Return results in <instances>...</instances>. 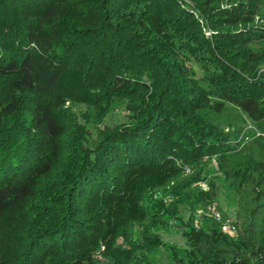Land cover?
Returning <instances> with one entry per match:
<instances>
[{"label":"trees","instance_id":"16d2710c","mask_svg":"<svg viewBox=\"0 0 264 264\" xmlns=\"http://www.w3.org/2000/svg\"><path fill=\"white\" fill-rule=\"evenodd\" d=\"M261 13L259 0H0V264H95L102 244L109 264H149L176 219L187 251L203 246L191 264H264V161L234 157L243 143L213 119L230 104L264 133ZM117 103L124 120L108 125ZM211 157L237 194L236 240L181 215L207 197L192 186Z\"/></svg>","mask_w":264,"mask_h":264},{"label":"rangeland","instance_id":"374dc122","mask_svg":"<svg viewBox=\"0 0 264 264\" xmlns=\"http://www.w3.org/2000/svg\"><path fill=\"white\" fill-rule=\"evenodd\" d=\"M261 15L264 17V0H259ZM210 35V33H208ZM255 51H262L264 49V40L261 43H255L252 45ZM188 65L195 70L196 76L201 75V71L197 63L194 60H190ZM66 108L71 107L75 112L81 113L85 110L83 107L71 105L66 103ZM123 103H117L115 109L111 115L106 118L108 125L124 120L123 117ZM92 120H96V114L89 110ZM245 119V123L242 120ZM215 122L222 125L226 131L231 132L234 136H239L237 140H241L242 144L237 150L233 152V156L236 158L254 156L258 161H264V139L261 136L255 135V132L261 130L257 125L253 124L247 117L243 116V113L227 104L221 113L213 116ZM239 125H242L241 127ZM252 126L254 129L245 131V127ZM93 129V127H92ZM235 139L232 137V141ZM218 163L215 157L205 159V162L201 166L200 178L193 183V188L197 189L196 193H204V196L199 200V195L193 196L189 199L185 206H181V215L185 220L188 219L189 214L193 213L194 228L203 232L205 235H211L220 232L226 236L229 240L237 239V232L233 228V222L236 221L237 215V194L232 188L229 180H227L223 174L218 170ZM194 169L186 168V173L191 174ZM210 195V197H208ZM168 198V197H167ZM191 204L193 206H191ZM170 226L167 229L157 230L162 240L165 242L164 246L158 249L156 252L149 255V264H174L172 259V249L174 254L180 260V264H191L195 261L194 250L198 252L199 248H203L200 244L189 250V244L186 241L185 230L188 229L185 223L180 222V219L171 220ZM189 233V231H187ZM105 246L102 244L98 250L93 254V260L95 264H109L105 257ZM204 251V250H202Z\"/></svg>","mask_w":264,"mask_h":264},{"label":"built area","instance_id":"2783aa9c","mask_svg":"<svg viewBox=\"0 0 264 264\" xmlns=\"http://www.w3.org/2000/svg\"><path fill=\"white\" fill-rule=\"evenodd\" d=\"M251 129H254V128L252 126H248V127L245 128V131H248V130H251ZM256 135L257 136H261L264 139V133L256 132ZM233 228L235 229L234 226H233Z\"/></svg>","mask_w":264,"mask_h":264}]
</instances>
